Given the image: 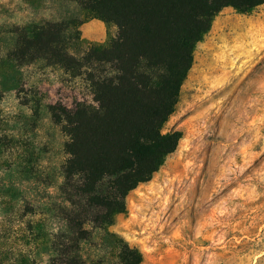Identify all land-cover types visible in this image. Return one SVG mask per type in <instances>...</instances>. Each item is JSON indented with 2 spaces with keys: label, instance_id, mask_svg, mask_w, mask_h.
<instances>
[{
  "label": "rangeland",
  "instance_id": "374dc122",
  "mask_svg": "<svg viewBox=\"0 0 264 264\" xmlns=\"http://www.w3.org/2000/svg\"><path fill=\"white\" fill-rule=\"evenodd\" d=\"M70 18L83 13L69 0H0V264H48L65 136L45 105L90 101L81 77L9 59L13 29ZM91 20L98 36L84 33ZM77 30L66 48L75 57L115 34L98 19ZM163 130L180 131L176 148L127 193L109 230L140 251L139 264H264V4L213 18Z\"/></svg>",
  "mask_w": 264,
  "mask_h": 264
},
{
  "label": "trees",
  "instance_id": "16d2710c",
  "mask_svg": "<svg viewBox=\"0 0 264 264\" xmlns=\"http://www.w3.org/2000/svg\"><path fill=\"white\" fill-rule=\"evenodd\" d=\"M82 19L14 27L7 56L17 65L36 59L86 84L90 101L45 105L65 136L48 264H139L140 251L110 231L126 211L125 197L149 180L174 151L180 131L163 130L193 61V50L225 7L248 14L264 0H69ZM88 19L112 24L105 43L79 57L67 52ZM81 241L93 251L83 255Z\"/></svg>",
  "mask_w": 264,
  "mask_h": 264
},
{
  "label": "crops",
  "instance_id": "0c3cea01",
  "mask_svg": "<svg viewBox=\"0 0 264 264\" xmlns=\"http://www.w3.org/2000/svg\"><path fill=\"white\" fill-rule=\"evenodd\" d=\"M89 24L91 26H88ZM85 25L88 26V27H85L84 28V33L88 37L98 36L100 34L99 31L102 29V26H103L99 21H93V20H91L90 22H88ZM91 27H93L94 29H96V34L92 33V28Z\"/></svg>",
  "mask_w": 264,
  "mask_h": 264
}]
</instances>
